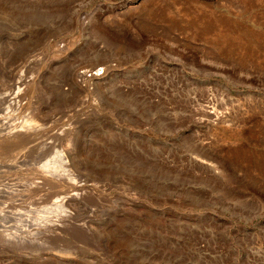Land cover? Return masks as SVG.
<instances>
[{
	"label": "rangeland",
	"instance_id": "rangeland-1",
	"mask_svg": "<svg viewBox=\"0 0 264 264\" xmlns=\"http://www.w3.org/2000/svg\"><path fill=\"white\" fill-rule=\"evenodd\" d=\"M0 264H264V0H0Z\"/></svg>",
	"mask_w": 264,
	"mask_h": 264
},
{
	"label": "bare ground",
	"instance_id": "bare-ground-1",
	"mask_svg": "<svg viewBox=\"0 0 264 264\" xmlns=\"http://www.w3.org/2000/svg\"><path fill=\"white\" fill-rule=\"evenodd\" d=\"M32 137H33V136H32ZM28 139H29V138H28ZM39 141H41V140H39ZM41 142H42V141H41ZM39 149H40V148H39ZM49 149H50V148H49ZM47 153H48V152H47ZM57 157H58V156H57ZM59 158H60V157H58V159H59ZM38 159H39V158H38ZM63 159H64V158H63ZM55 160H56V159H55ZM60 160H61V158H60ZM60 160H59V161L57 160L56 162H58V163H59V162H62V160H61V161H60ZM51 161H52V160H51ZM51 161H50V162H51ZM53 161H54V159H53ZM53 161H52V162H53ZM48 163H49V162H48ZM51 164H52V163H50V165H51ZM55 164H57V163L54 162V165H55ZM60 164H62V163H60ZM60 164H57V165H60ZM47 165H48V164H46V167H47ZM50 165H48V166H50ZM63 165H64V164H63ZM63 165H62V167H63ZM66 166H67V165H66ZM50 167H53V165L50 166ZM50 167H48V168L51 170ZM59 167H60V166H59ZM62 167H61V168H62ZM70 167H71V166H70ZM55 168H56V167H55ZM61 168H60V169H61ZM63 168H64V167H63ZM56 169H59V168L57 167ZM42 170H43V169H42ZM52 170H54V169H52ZM52 170H51V171H52ZM61 170H62V169H61ZM61 170H59V171L62 172ZM19 171H20V170H19ZM44 171H45V170H44ZM52 172H53V171H52ZM54 172L56 173V172H58V170H57V171L54 170ZM54 172H53V173H54ZM60 172H59V173H60ZM64 173H65V172H64ZM12 174H13V173H12ZM32 175H33V174H32ZM48 175H49V174H48ZM57 175H58V174H57ZM60 175H61V174H60ZM63 176H64V175H63ZM58 177H59V176H58ZM5 178H6V177H5ZM60 178H61V177H60ZM10 179H11V178H10ZM20 179H21V178H20ZM62 179H63V178H62ZM65 179H66V178H65ZM26 181H27V180H26ZM72 181H73V179H72ZM62 182H63V181H62ZM66 182H67V181H66ZM31 185H32V184H31ZM37 185H38V184H37ZM33 186H34V184H33ZM56 186H57V185H56ZM36 187H37V186H36ZM22 188H23V187H22ZM27 188H28V187H27ZM59 188H60V187H59ZM28 189H32V188H28ZM41 189H42V188H41ZM75 190H76V189H75ZM19 191H20V190H19ZM39 191H40V189H39ZM34 192H35V190H34ZM58 192H59V191H58ZM67 192H68V191H67ZM58 194H59V193H58ZM64 194H65V193H64ZM54 195H55V194H54ZM74 195H75V194H74ZM28 196H29V195H28ZM60 197H61V196H60ZM65 198H66V197H65ZM23 199H24V198H23ZM62 199H63V198H62ZM54 200H55V199H54ZM66 201H68V199H67ZM69 201H70V200H69ZM44 202H45V201H44ZM60 203H62V200H61ZM63 203H67V202H63ZM21 205H22V204H21ZM54 206H55V205H54ZM19 207H20V206H19ZM56 207H57V199H56ZM56 207H55V208H56ZM13 208H14V207H13ZM49 208H50V207H49ZM55 208H54V209H55ZM58 208H59V207H58ZM3 209H4V208H3ZM50 227H51V226H50ZM32 232H33V231H32ZM67 256H68V255H67Z\"/></svg>",
	"mask_w": 264,
	"mask_h": 264
}]
</instances>
